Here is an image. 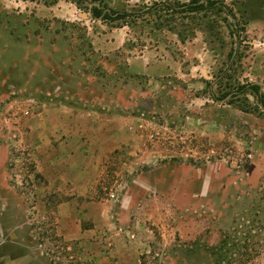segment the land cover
<instances>
[{
  "label": "rangeland",
  "instance_id": "1",
  "mask_svg": "<svg viewBox=\"0 0 264 264\" xmlns=\"http://www.w3.org/2000/svg\"><path fill=\"white\" fill-rule=\"evenodd\" d=\"M222 1L235 20L176 15L170 30L163 13L122 26L92 20L86 3L0 0V264H264V111L252 92L210 96L257 83L264 101V0ZM143 54L170 55L176 73L131 74ZM57 109L119 117L140 139L76 208L42 170L62 140L38 124Z\"/></svg>",
  "mask_w": 264,
  "mask_h": 264
},
{
  "label": "crops",
  "instance_id": "2",
  "mask_svg": "<svg viewBox=\"0 0 264 264\" xmlns=\"http://www.w3.org/2000/svg\"><path fill=\"white\" fill-rule=\"evenodd\" d=\"M178 65L170 55L160 56L155 62H151L146 54L131 56L127 60V69L131 74L149 79L174 75ZM64 112L67 111L57 109L53 117L38 124L39 134L44 137L52 136L55 142L62 140L58 142L61 150L42 156V170L56 190L70 196L67 206L76 208L79 198H85L88 193L95 191L96 185L104 179L112 154L120 148H128L132 141L135 148L133 153L136 155L140 139L127 134V124L119 117L99 118L95 115L91 118L88 115L90 112L79 113L77 109ZM75 215L73 212L61 217L60 223H71L76 220ZM85 237L91 236L86 233ZM28 258L30 261L33 259L31 255L23 258L26 264L31 263ZM9 262L15 264L11 259Z\"/></svg>",
  "mask_w": 264,
  "mask_h": 264
},
{
  "label": "trees",
  "instance_id": "3",
  "mask_svg": "<svg viewBox=\"0 0 264 264\" xmlns=\"http://www.w3.org/2000/svg\"><path fill=\"white\" fill-rule=\"evenodd\" d=\"M58 0H51V3H56ZM75 5H85L87 4V12L90 17L94 21H98L101 23H121L122 26H128L129 24H135L138 21H147L150 16H158L160 17V13L166 15V23H169L170 30H173V25L170 23L173 22L172 17L179 15H192L200 12H212V11H220L221 13H225L227 16L233 18L235 20V15L233 10L225 4L222 0H190L188 3L183 4H173L171 2H162L155 3L150 7H146L142 10H134L132 12L127 11H116L108 7L106 4L107 0H71ZM168 17L170 20H168ZM233 33L232 30H230ZM239 32H244V28H241ZM240 39V34L238 35ZM228 58L231 64H235L239 62L238 50H232L228 54ZM260 85L257 83H248L241 86H238L235 90L231 92L224 93L220 98H216L213 93L210 94L211 99L213 101H227L230 102L234 98H237L241 95L246 94L247 92H252L257 96L258 103L262 110L264 111V101L263 97L260 93Z\"/></svg>",
  "mask_w": 264,
  "mask_h": 264
},
{
  "label": "water",
  "instance_id": "4",
  "mask_svg": "<svg viewBox=\"0 0 264 264\" xmlns=\"http://www.w3.org/2000/svg\"><path fill=\"white\" fill-rule=\"evenodd\" d=\"M99 21V20H98Z\"/></svg>",
  "mask_w": 264,
  "mask_h": 264
}]
</instances>
